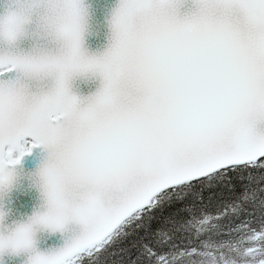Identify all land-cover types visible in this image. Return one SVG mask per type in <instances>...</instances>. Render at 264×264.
I'll return each mask as SVG.
<instances>
[{
  "label": "snow or ice",
  "instance_id": "snow-or-ice-1",
  "mask_svg": "<svg viewBox=\"0 0 264 264\" xmlns=\"http://www.w3.org/2000/svg\"><path fill=\"white\" fill-rule=\"evenodd\" d=\"M0 264H264V0H0Z\"/></svg>",
  "mask_w": 264,
  "mask_h": 264
}]
</instances>
